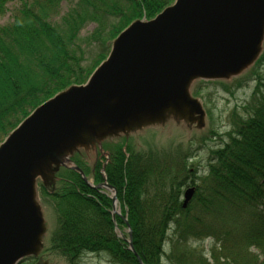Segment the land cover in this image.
I'll return each instance as SVG.
<instances>
[{
  "label": "trees",
  "instance_id": "1",
  "mask_svg": "<svg viewBox=\"0 0 264 264\" xmlns=\"http://www.w3.org/2000/svg\"><path fill=\"white\" fill-rule=\"evenodd\" d=\"M66 1L70 6L61 15ZM173 1L0 0V16L9 3L21 2L13 21L0 27V143L42 103L85 83L107 57L112 40L132 21L144 15L150 19ZM91 23L97 26L87 40L99 51L88 65L80 33ZM263 62L264 49L241 77L216 83L227 89L230 83L241 84ZM252 80L255 91L246 116L238 117L223 146L210 150L213 159L203 175L189 161L191 153L140 152L124 138L104 140L108 160L99 150L93 164L88 162L92 154L83 149L74 153L72 159L95 183L103 181L105 170L128 222L119 215L114 220L109 194L90 187L74 169L61 168L51 184L39 179L37 189L54 203L57 215V227L47 232L41 255H58L68 264L88 253L106 254L113 264H139L138 257L145 264H163L164 258L172 264H264V79L256 73ZM209 82H199L193 96L201 95L199 89ZM140 131L130 139L137 141ZM209 133L211 141L218 131ZM157 161H177V173L159 171ZM185 186L196 191L183 208ZM128 223L136 253L127 242ZM206 238L212 239L207 250Z\"/></svg>",
  "mask_w": 264,
  "mask_h": 264
},
{
  "label": "water",
  "instance_id": "2",
  "mask_svg": "<svg viewBox=\"0 0 264 264\" xmlns=\"http://www.w3.org/2000/svg\"><path fill=\"white\" fill-rule=\"evenodd\" d=\"M263 43L264 0H175L154 18L132 22L85 83L41 104L0 144V264L27 257L49 264L41 255L47 227L39 179L51 184L66 167L89 186L116 192L107 183L92 185L74 153L95 145L105 153L111 135L171 116L201 125L206 113L192 82L239 76ZM193 193L186 192L185 205ZM129 244L134 251L132 237Z\"/></svg>",
  "mask_w": 264,
  "mask_h": 264
},
{
  "label": "rangeland",
  "instance_id": "3",
  "mask_svg": "<svg viewBox=\"0 0 264 264\" xmlns=\"http://www.w3.org/2000/svg\"><path fill=\"white\" fill-rule=\"evenodd\" d=\"M32 1V0H29ZM70 1H66L61 4V15L66 13L68 7L70 6ZM21 6V2H11L8 4L7 11L4 15L0 16V27L11 23L14 19V13ZM114 22V20L112 21ZM96 23H91L86 25L81 33H80V41L83 44L84 51L86 53L85 64H90V60L98 53L99 48L97 45L91 46V41L87 40V37L94 31ZM264 49V44L262 46V51ZM256 73H260L264 79V62L259 67L252 68L250 71L251 78L247 80H243L241 84L233 85L232 83L228 84L230 86L229 89L225 88L222 84L216 83L217 81H207L211 84H205L203 87L199 89L201 91V95L197 96L200 101H203L204 110L206 111V115L204 118V126L198 127L192 124L189 120H181L175 118L168 119V125L171 127L167 129L166 126L164 130L162 128H149L145 127L140 131V134H144V136L149 137V142L151 141L154 146H157V150H167L170 146H178V148H182L183 153L181 154H193L195 156L194 161H191L194 167L197 168V174H205L208 169L210 150L220 147L223 142L222 139L225 140V135L229 130L233 129V123L238 121L239 116L245 117L247 112L246 108L248 103L250 102L251 96L255 91V80H252L255 77ZM238 77H241L238 76ZM237 78V77H236ZM199 82V81H197ZM204 82V81H200ZM264 82V81H263ZM199 84V83H198ZM196 83V87L198 86ZM199 87V86H198ZM237 109V111H235ZM235 111V112H234ZM170 117V116H169ZM179 121V122H178ZM203 125V122H202ZM163 127V126H162ZM149 128V130H148ZM212 128L217 129L221 136H217L215 140H207L209 137V131ZM142 136V135H141ZM214 139V137H213ZM130 144H134L133 147L138 149H146L145 145L140 147L138 145L139 141H133L131 139L128 140ZM137 145V147H136ZM88 154H92V158L89 159V164H93L95 162V157L97 151L93 148L85 147L83 148ZM108 154V152L106 151ZM105 153V154H106ZM102 154L103 156L105 155ZM101 155V156H102ZM106 159H108V155H105ZM162 163V162H161ZM177 161H172L169 163H162L163 172L165 174L175 175L176 171H173L177 167ZM103 176H106V172L102 171ZM89 182L93 184H98L94 182V178L91 175H87ZM191 181L190 179L188 182ZM100 183V182H99ZM108 183L103 180L100 184ZM190 186V185H188ZM188 188L193 187H184L182 193V202L184 201V193ZM194 189V188H193ZM103 190L112 195V190L107 188H103ZM38 201L41 204L42 211L46 218L47 231L50 232L52 229L57 227L56 224V211L54 203L49 199H46L44 196L38 192ZM119 231V230H117ZM126 231V230H125ZM119 233V232H118ZM204 248L207 250L211 247L212 239L206 238L204 241ZM201 242V243H202ZM49 264H68L64 257L58 255H49L47 257ZM35 259H25L19 264H34ZM172 264L170 260L164 258L163 264ZM77 264H113L110 262L108 255L106 254H95L88 253L84 254L79 260Z\"/></svg>",
  "mask_w": 264,
  "mask_h": 264
},
{
  "label": "bare ground",
  "instance_id": "4",
  "mask_svg": "<svg viewBox=\"0 0 264 264\" xmlns=\"http://www.w3.org/2000/svg\"><path fill=\"white\" fill-rule=\"evenodd\" d=\"M196 81L197 80H194L193 82H192V84H191V88L195 85V83H196ZM73 86V85H72ZM170 118H174L173 116H171ZM177 118V117H176ZM178 119V118H177ZM188 119V118H187ZM187 119H185V118H183V119H181V120H187ZM179 120V119H178ZM189 120V119H188ZM236 122H234L233 123V128H234V124H235ZM192 124L193 125H195V126H198V127H203L204 126V121H203V125L201 124V125H199L198 124V121H196V122H192ZM167 125V126H166ZM163 126V127H162ZM166 126V128L167 129H170L171 127L168 125V122H167V119H164V120H162V121H160V122H158V123H156V122H154V123H152L151 125H149V128H162V130H164V127ZM148 127V126H147ZM205 127V126H204ZM149 128H148V130H149ZM211 129V128H210ZM212 129H214V128H212ZM215 130H217V129H215ZM218 131V130H217ZM130 132V131H129ZM131 134H132V131L130 132V133H128V134H124V133H122V132H119L118 134H115V135H111L110 137H108V138H113V139H130V137H131ZM217 136H221V133L218 131V134L217 135H213V137H214V139H213V137H212V140H215L216 138H217ZM222 137H223V135H222ZM222 137H221V140H223V142L221 143V146H223L226 142H227V140H228V137L225 135L224 137H225V140L224 139H222ZM107 139V138H106ZM149 137H146V136H144V134H142V136H140L138 139H137V142L139 141V143H138V145L141 147L142 145L144 146L145 145V147H146V149L147 150H154L157 146H154L153 145V143L150 141L149 142ZM105 143H107V141H104L103 142V144H102V149H103V151H108L107 150V145L105 144ZM142 144V145H141ZM220 146V147H221ZM136 147H137V145H136ZM217 148H219V147H217ZM217 148H214V149H217ZM94 149H96V150H101V147L99 146V145H95L94 146ZM177 150H179L180 151V149L178 148V146H170L168 149H167V151H168V153L169 154H176L175 152H177ZM138 151H140V152H144L145 151V149H138ZM109 158V157H108ZM153 158H155L154 159V161H156V159L160 162V160H159V157L158 158H156V157H153ZM211 158V160L213 159V155L212 154H210V156H209V159ZM194 159H195V156H193V157H191L190 158V160L189 161H194ZM108 160V159H107ZM156 162V164L154 165L155 167L154 168H158V170L160 171L161 169H162V163H159V162ZM194 188V193H193V195H192V197L186 202V205H185V200H186V197H185V195H186V192L190 189V188H188L186 191H185V193H184V201H183V208H186L188 205H189V203L191 202V200L193 199V197H194V195H195V191H196V188L195 187H193ZM192 188V189H193ZM111 198H112V215L114 216V217H116V215H119V216H122V217H124V219L125 220H127V212L125 213V215H123L122 214V207H121V205H120V202H119V200H118V192L116 191V192H114V193H112V195L110 196ZM114 197H116V200H114ZM204 244V243H203ZM168 246H169V244L168 243H165L164 244V250L166 251V252H168ZM139 259L142 261V259L141 258H138V262H139ZM143 262V261H142ZM144 263V262H143ZM145 264V263H144Z\"/></svg>",
  "mask_w": 264,
  "mask_h": 264
}]
</instances>
